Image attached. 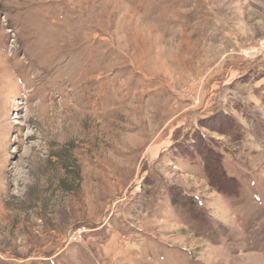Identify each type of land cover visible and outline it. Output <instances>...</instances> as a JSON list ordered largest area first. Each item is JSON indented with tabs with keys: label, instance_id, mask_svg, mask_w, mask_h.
I'll return each mask as SVG.
<instances>
[{
	"label": "rangeland",
	"instance_id": "374dc122",
	"mask_svg": "<svg viewBox=\"0 0 264 264\" xmlns=\"http://www.w3.org/2000/svg\"><path fill=\"white\" fill-rule=\"evenodd\" d=\"M263 46L264 0H0V264H264Z\"/></svg>",
	"mask_w": 264,
	"mask_h": 264
},
{
	"label": "bare ground",
	"instance_id": "6f19581e",
	"mask_svg": "<svg viewBox=\"0 0 264 264\" xmlns=\"http://www.w3.org/2000/svg\"><path fill=\"white\" fill-rule=\"evenodd\" d=\"M173 5V4H172ZM264 47V46H263ZM257 54V53H256Z\"/></svg>",
	"mask_w": 264,
	"mask_h": 264
}]
</instances>
